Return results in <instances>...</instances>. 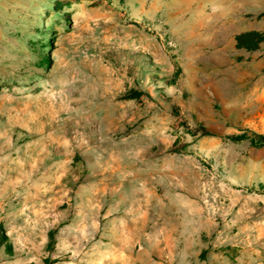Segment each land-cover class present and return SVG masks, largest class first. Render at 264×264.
<instances>
[{"label": "rangeland", "instance_id": "obj_1", "mask_svg": "<svg viewBox=\"0 0 264 264\" xmlns=\"http://www.w3.org/2000/svg\"><path fill=\"white\" fill-rule=\"evenodd\" d=\"M216 2L0 0V264H264V146L228 138L264 133V12Z\"/></svg>", "mask_w": 264, "mask_h": 264}, {"label": "trees", "instance_id": "obj_2", "mask_svg": "<svg viewBox=\"0 0 264 264\" xmlns=\"http://www.w3.org/2000/svg\"><path fill=\"white\" fill-rule=\"evenodd\" d=\"M237 39H238V45H244L250 49H254L256 48V45L259 41L264 40V36H262L257 31H247L244 34L239 35ZM49 63H50L49 57L46 56L44 58V64H49ZM200 130L202 131L203 135H214V133L209 129H207L205 126H201ZM228 138L233 142H241L247 140L255 147L264 146V133L248 134L246 132H243L241 134L229 135ZM3 244L6 245L8 252L13 253V245L10 240V237L7 235L6 230L4 229L3 225L0 223V247Z\"/></svg>", "mask_w": 264, "mask_h": 264}, {"label": "crops", "instance_id": "obj_3", "mask_svg": "<svg viewBox=\"0 0 264 264\" xmlns=\"http://www.w3.org/2000/svg\"><path fill=\"white\" fill-rule=\"evenodd\" d=\"M201 3H200V5H201ZM205 3H206L205 5H210V6L218 4V2H216V0H205ZM241 6H243L242 8H244L243 10L245 13L257 14V13H261V12L263 13L264 12V0H244V3H242ZM201 9H199L195 12V16L193 17V20H194L193 26H191L189 22L187 24L183 23L182 29L189 30L190 33H194L193 35L200 34L202 32V30L207 26V19L208 18H207V13L203 12ZM182 14L184 15V9L182 10ZM218 14H219V11H217L213 7L211 9V12H210V19L213 21V17L217 16ZM214 28L217 29L218 26L215 25ZM248 29H249L248 31H250V29L255 30V27H250Z\"/></svg>", "mask_w": 264, "mask_h": 264}]
</instances>
